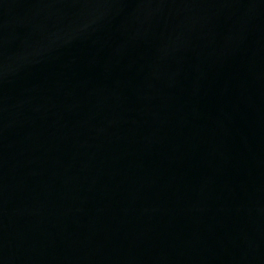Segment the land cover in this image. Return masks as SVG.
<instances>
[{"label":"water","instance_id":"1","mask_svg":"<svg viewBox=\"0 0 264 264\" xmlns=\"http://www.w3.org/2000/svg\"><path fill=\"white\" fill-rule=\"evenodd\" d=\"M0 264H264V0H0Z\"/></svg>","mask_w":264,"mask_h":264}]
</instances>
